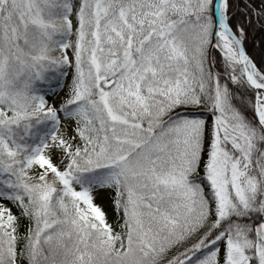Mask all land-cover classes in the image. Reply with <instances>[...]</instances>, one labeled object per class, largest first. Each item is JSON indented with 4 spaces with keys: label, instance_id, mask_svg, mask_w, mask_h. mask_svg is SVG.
<instances>
[{
    "label": "snow or ice",
    "instance_id": "snow-or-ice-1",
    "mask_svg": "<svg viewBox=\"0 0 264 264\" xmlns=\"http://www.w3.org/2000/svg\"><path fill=\"white\" fill-rule=\"evenodd\" d=\"M0 264H264V0H0Z\"/></svg>",
    "mask_w": 264,
    "mask_h": 264
},
{
    "label": "trees",
    "instance_id": "trees-1",
    "mask_svg": "<svg viewBox=\"0 0 264 264\" xmlns=\"http://www.w3.org/2000/svg\"><path fill=\"white\" fill-rule=\"evenodd\" d=\"M230 2L234 6H242V4H243V0H230ZM258 37H259L258 33L254 37L250 36L249 41L247 42V47H248L249 52H251V53H255L256 52L255 40L258 39ZM252 47L255 48V51H254V49Z\"/></svg>",
    "mask_w": 264,
    "mask_h": 264
},
{
    "label": "rangeland",
    "instance_id": "rangeland-1",
    "mask_svg": "<svg viewBox=\"0 0 264 264\" xmlns=\"http://www.w3.org/2000/svg\"><path fill=\"white\" fill-rule=\"evenodd\" d=\"M100 202H103L105 206H107V203H108L107 197L106 196L102 197Z\"/></svg>",
    "mask_w": 264,
    "mask_h": 264
},
{
    "label": "bare ground",
    "instance_id": "bare-ground-1",
    "mask_svg": "<svg viewBox=\"0 0 264 264\" xmlns=\"http://www.w3.org/2000/svg\"><path fill=\"white\" fill-rule=\"evenodd\" d=\"M253 49H254V51H255V48L254 47H252Z\"/></svg>",
    "mask_w": 264,
    "mask_h": 264
}]
</instances>
